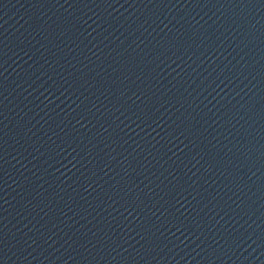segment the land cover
Instances as JSON below:
<instances>
[{"label": "water", "instance_id": "1", "mask_svg": "<svg viewBox=\"0 0 264 264\" xmlns=\"http://www.w3.org/2000/svg\"><path fill=\"white\" fill-rule=\"evenodd\" d=\"M0 264H264V0H0Z\"/></svg>", "mask_w": 264, "mask_h": 264}]
</instances>
